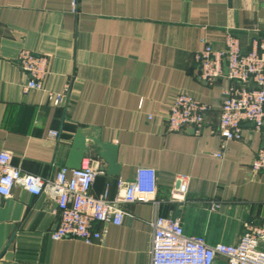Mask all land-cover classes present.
Returning <instances> with one entry per match:
<instances>
[{"label": "crops", "instance_id": "0c3cea01", "mask_svg": "<svg viewBox=\"0 0 264 264\" xmlns=\"http://www.w3.org/2000/svg\"><path fill=\"white\" fill-rule=\"evenodd\" d=\"M230 33L244 52L255 41L264 45V0H77L76 10L73 0H0V152L26 172L53 177L72 169L78 128L94 127L118 146L120 165V175L109 174L89 147L82 165L100 170L95 195L109 188L116 197L118 181H133L139 166L158 174L154 198L122 203L123 224H108L104 240L91 244L53 239L56 203L15 186L11 196L0 195V264H150L157 215L179 218L186 234L210 245L237 244L246 223L264 222V171L251 167L264 148V126L245 123L242 140L226 141L219 120L227 73L209 84L195 60L205 41L219 49ZM24 49L49 58L40 88L26 90L29 77L18 63ZM48 91L65 95L61 105ZM181 93L210 106L199 132L167 129ZM179 174L190 178L184 202L171 198Z\"/></svg>", "mask_w": 264, "mask_h": 264}, {"label": "built area", "instance_id": "2783aa9c", "mask_svg": "<svg viewBox=\"0 0 264 264\" xmlns=\"http://www.w3.org/2000/svg\"><path fill=\"white\" fill-rule=\"evenodd\" d=\"M76 10L77 0H73ZM195 54L200 67V78L214 84L224 76L230 84L223 93L219 120V132L228 140L243 139V125L250 123L257 129L264 126V45L254 42L252 50L244 52L239 38L228 34L222 48H214L209 42ZM18 63L29 77L26 90L40 88L49 73V58L24 49ZM48 99L61 105L65 95L48 91ZM210 106L188 93L177 95L166 116L169 131L188 127L199 132L206 124ZM151 117V116H150ZM58 138L57 130L50 131ZM221 157V154H217ZM253 172L264 171V148L252 163ZM100 173L93 163H84L78 169L66 167L53 177H43L24 171L13 164L8 151L0 152V195L9 197L15 186H21L34 196L47 194L57 205L60 219L52 231V238H76L86 243L102 242L108 232V224L121 225L127 212L122 203L149 202L158 189V174L152 167L139 166L133 181H118L119 193L111 198L110 189L95 195L93 186ZM190 178L179 174L175 177L171 198L184 202L189 192ZM218 207L213 203L211 208ZM102 225L97 228L96 225ZM153 234L150 246V264H214L218 257L226 264H264V222L245 224L237 244L210 245L204 236L188 235L179 218L157 215L152 222Z\"/></svg>", "mask_w": 264, "mask_h": 264}, {"label": "water", "instance_id": "95a60500", "mask_svg": "<svg viewBox=\"0 0 264 264\" xmlns=\"http://www.w3.org/2000/svg\"><path fill=\"white\" fill-rule=\"evenodd\" d=\"M225 71L228 74L227 67H225ZM91 145L99 151L100 156L108 163V173L115 176L120 175V165L117 163L118 146L103 142L100 139L99 129L94 127L78 128L67 166L72 169L80 168L84 158L90 156L89 147Z\"/></svg>", "mask_w": 264, "mask_h": 264}]
</instances>
